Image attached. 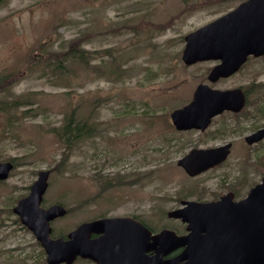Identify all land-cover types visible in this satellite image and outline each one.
I'll return each mask as SVG.
<instances>
[{"label": "rangeland", "instance_id": "374dc122", "mask_svg": "<svg viewBox=\"0 0 264 264\" xmlns=\"http://www.w3.org/2000/svg\"><path fill=\"white\" fill-rule=\"evenodd\" d=\"M241 1L0 3V163L15 165L0 183V264H46L35 237L6 211L41 170H50L44 206L67 209L51 224L53 236L124 214L156 233L183 232L166 216L180 200L243 197L260 182L264 138L248 146L244 137L264 127V58L212 85V63L181 61L184 36ZM199 83L245 89V112H224L203 132L175 131L169 113ZM226 143L230 154L217 169L189 178L177 165L191 148ZM135 173L142 176L133 182Z\"/></svg>", "mask_w": 264, "mask_h": 264}, {"label": "water", "instance_id": "95a60500", "mask_svg": "<svg viewBox=\"0 0 264 264\" xmlns=\"http://www.w3.org/2000/svg\"><path fill=\"white\" fill-rule=\"evenodd\" d=\"M1 1V0H0ZM183 60L191 64L197 60H221L208 75L210 81L226 77L235 72L246 60L247 55H264V0H247L233 11L210 22L185 37ZM193 101L182 109L171 113L172 121L178 129L205 128L209 119L224 109L239 110L243 105V96L239 90L216 91L207 86L199 85L194 93ZM264 136V129L246 138L248 143ZM227 147L197 151L179 161L186 172L195 175L206 168L220 162L227 154ZM12 164L0 163V180L6 179ZM47 171H40L38 178L31 187L30 194L20 199L13 212L19 215L22 224L26 225L36 236L47 254L48 264L70 263L76 254L91 257L98 261L111 262L114 251L109 240L115 233L110 230V219H102L80 225L68 234V239H51L49 237V221L65 213V209L55 205L44 210L39 207L42 194L47 185ZM231 197L224 196L217 202L198 204L186 202L184 209L168 213L170 217H181L183 221H191L197 225L192 239L175 237L169 231H162L148 242L145 232L144 249H140L138 238L132 227L127 226L118 234L123 237L124 247L122 261L128 264H219L218 260L207 262L197 257V253L184 251L177 258L162 261V256L173 248L190 246H209L213 249L212 256L224 252L219 250L224 238L232 235L236 240L238 252L235 259L225 260L223 264H264V174L261 183L251 189L248 197L240 202H232ZM192 218H195L192 220ZM104 231V235L95 241L88 239L91 232ZM200 232H205L200 234ZM252 240L253 247L249 248ZM158 246V248H156ZM244 246L243 250L239 248ZM129 247V248H128ZM156 250L154 256L143 255L142 251ZM135 254V255H134ZM134 255V256H133ZM195 255L194 257H192Z\"/></svg>", "mask_w": 264, "mask_h": 264}, {"label": "flooded vegetation", "instance_id": "af4514ba", "mask_svg": "<svg viewBox=\"0 0 264 264\" xmlns=\"http://www.w3.org/2000/svg\"><path fill=\"white\" fill-rule=\"evenodd\" d=\"M31 183H32V182H31ZM31 183L26 187V192L22 194V197H23L24 195H26V194L29 193ZM22 197H20V198H22ZM11 210H12V209H11ZM115 216H118V217H129V216H130V217L133 218L134 220H138V221H139V219H138V215H135V214H134V215H126V214H124V215H115ZM115 216H112V217H115ZM98 236H99V235L91 234V235H90V238H91V239H95V238H97ZM78 261H85V264H96L95 262H93V261H91V260H89V259H83V258H80V257H77L74 263H77Z\"/></svg>", "mask_w": 264, "mask_h": 264}, {"label": "trees", "instance_id": "16d2710c", "mask_svg": "<svg viewBox=\"0 0 264 264\" xmlns=\"http://www.w3.org/2000/svg\"><path fill=\"white\" fill-rule=\"evenodd\" d=\"M48 56H51L49 53H48ZM69 129V128H68ZM9 208V209H8ZM3 211H4V209H0V212L1 213H3ZM6 211H7V213L10 211V206H8L7 208H6ZM1 215L2 214H0V218H1Z\"/></svg>", "mask_w": 264, "mask_h": 264}]
</instances>
